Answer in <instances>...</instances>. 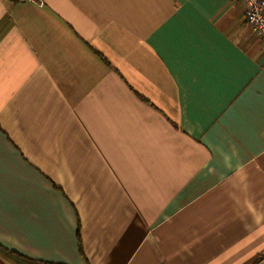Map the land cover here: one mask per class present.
<instances>
[{
  "label": "crops",
  "instance_id": "0c3cea01",
  "mask_svg": "<svg viewBox=\"0 0 264 264\" xmlns=\"http://www.w3.org/2000/svg\"><path fill=\"white\" fill-rule=\"evenodd\" d=\"M0 264H264L239 0H0Z\"/></svg>",
  "mask_w": 264,
  "mask_h": 264
},
{
  "label": "built area",
  "instance_id": "2783aa9c",
  "mask_svg": "<svg viewBox=\"0 0 264 264\" xmlns=\"http://www.w3.org/2000/svg\"><path fill=\"white\" fill-rule=\"evenodd\" d=\"M36 3L37 0H11ZM243 7V16L255 33L264 42V0H239Z\"/></svg>",
  "mask_w": 264,
  "mask_h": 264
}]
</instances>
